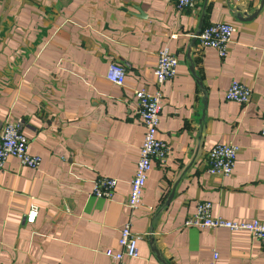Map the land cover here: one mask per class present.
<instances>
[{"label":"crops","instance_id":"crops-1","mask_svg":"<svg viewBox=\"0 0 264 264\" xmlns=\"http://www.w3.org/2000/svg\"><path fill=\"white\" fill-rule=\"evenodd\" d=\"M233 28L226 57L196 36ZM178 61L162 87L156 137L169 155L152 161L141 204L125 205L144 129L133 92L155 89L158 52ZM124 84L105 79L109 64ZM232 81L246 105L226 101ZM264 0H198L177 10L161 0H0V130L21 120L33 170L8 157L0 169V264H111L128 222L138 256L125 264H264L246 231L184 226L198 202L224 221L264 222ZM239 148L230 178L210 176L204 157ZM116 180L110 200L92 196ZM36 207L32 224L30 206Z\"/></svg>","mask_w":264,"mask_h":264},{"label":"built area","instance_id":"built-area-1","mask_svg":"<svg viewBox=\"0 0 264 264\" xmlns=\"http://www.w3.org/2000/svg\"><path fill=\"white\" fill-rule=\"evenodd\" d=\"M171 4L179 11L193 8L198 0H161ZM233 28L229 24L214 23L205 26L196 36L201 47L214 49L218 56L223 59L228 53L232 42ZM157 64L154 69L155 89L148 92L145 89L133 92L136 99V115L144 129L143 140L139 147L138 159L135 170L130 181L129 194L125 202L130 212H134L141 204L147 174L151 169L152 161L163 162L169 155L167 144L156 137L159 124L160 111L162 106V87L176 75L178 61L169 50L164 47L158 52ZM125 69L111 63L108 65L105 79L116 86H122L125 80ZM251 88L243 83L232 81L225 91L226 101L246 105L250 101ZM24 124L21 120L4 123L0 130V169L8 157H12L18 163L29 169L36 170L41 164L38 156L28 153V139L23 135ZM260 136L264 143V114L260 128ZM239 148L231 144H219L212 147L204 157L206 172L210 176L230 178L232 176L235 160ZM116 186V180L107 177L97 178L92 185L91 194L98 199L110 200ZM36 215V207L30 206L27 223L32 224ZM186 227L197 229H228L230 231H246L252 239L256 240L264 248V222L253 220L247 223H234L224 221L211 215V204L198 202L195 214L184 222ZM138 237L132 233L130 222L126 223L119 231L117 241L119 250L105 251L104 255L111 264H125L126 260L135 259L138 256ZM217 253L213 252L209 264H216ZM61 264V263H55Z\"/></svg>","mask_w":264,"mask_h":264}]
</instances>
